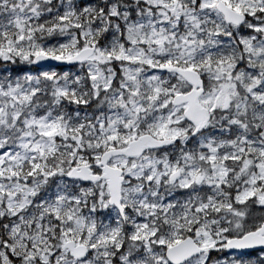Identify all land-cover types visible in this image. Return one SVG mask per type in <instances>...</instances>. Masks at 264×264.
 Listing matches in <instances>:
<instances>
[{
  "label": "snow or ice",
  "instance_id": "obj_1",
  "mask_svg": "<svg viewBox=\"0 0 264 264\" xmlns=\"http://www.w3.org/2000/svg\"><path fill=\"white\" fill-rule=\"evenodd\" d=\"M0 264H264V0H0Z\"/></svg>",
  "mask_w": 264,
  "mask_h": 264
}]
</instances>
